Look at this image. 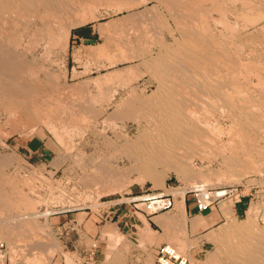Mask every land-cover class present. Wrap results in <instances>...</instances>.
Wrapping results in <instances>:
<instances>
[{"label": "bare ground", "instance_id": "6f19581e", "mask_svg": "<svg viewBox=\"0 0 264 264\" xmlns=\"http://www.w3.org/2000/svg\"><path fill=\"white\" fill-rule=\"evenodd\" d=\"M114 1H116V2L119 1L120 4L113 3V5L115 4V6L112 7L113 10L116 6L118 8V9L116 8V10H120L122 7L128 8L129 6L136 5V4H134L135 0L134 1L133 0H0V110H2L3 112H7L9 115L10 114L13 115L12 113L16 114L15 112H19L21 115V112H22V114L25 115L26 120H28L27 122H29V124H33V121L30 123L29 119H32V120L35 119V121H37L36 119H42V120L45 119L46 121H48V119H50V117L52 115H54L55 113H58V112L60 114H62V116L64 118H66L67 121L66 120L65 121L68 123V124L66 123L67 126L69 124H74V120L79 116L78 113L81 114V117L84 116L85 113L87 112L86 109L85 110L81 109L80 111H78V107H76V105L71 106L68 104L69 106H67L63 102L58 103V102H60V101H56L58 95H57L56 99H53V100H55V102H54L53 100L50 99L51 96H47V92L43 93V90H44L43 86H42L43 90L40 88L37 89V85L34 86L35 83L32 82V79H29L25 75L27 74L28 76H30L29 74L32 75V73H33V75H34V73H35V75H37L38 73H36V70L38 68H37L36 64L34 62H32V60L28 59L22 53L24 52L23 50H24V48H26L27 44L30 47L34 45L35 48H36V45L39 46V44L41 42H42L41 44L48 43V42H52L53 44H55L56 42H58L60 37H62L63 41L66 42L67 40H64V37L69 33L70 29L73 26L77 25L78 23H79L78 25H80L81 22H84L87 19H93L96 7L104 6V5H106V6L108 5L107 7H109L111 5V3ZM141 1L142 0H138V2H141ZM155 1H157V2L159 1L160 3H164L167 6V8L170 10V14L174 18H176L175 20L174 19H172V20H174L178 25H180V27L179 26L178 27L180 28L179 31H181V32L179 35H177V37H173L171 34L173 39H175L177 41V42L174 41L175 44L172 47H168V46H162L161 47L160 46L161 50H159L160 52L158 51L159 54H156L157 56L154 55L156 57L152 56V59L150 58L151 61L148 59V63H147V61H146L147 64L145 63V65L148 67V69L152 72V75L153 74L155 75L154 77L157 79V82L159 83L158 91L154 92L152 97L151 96L150 97L145 96V98H140L142 96H140V97L137 96L138 99H132L134 91L128 92V90H131L128 88L126 92L130 93V96L132 94L131 99L129 98V95L126 97L127 101L124 103H123L124 100L122 101L120 99L122 101L121 102L122 105L120 102H117V104L120 103L118 105H120L121 108H119V106L115 103L118 106V109L116 108V105L113 104L117 110L121 109V111L120 112L118 111V113L120 114L121 117H123V119L124 118L125 119L131 118V120H132V118H133V119H136L135 121L137 122L136 129H135L134 133H132V136L125 137L123 139V142H122L123 144H121V145H124V147L128 151V155L132 161V163H131L132 166H130V167H132V170H131V168L127 169V172L129 170H130V172L134 171L136 173V175L134 176L135 179L132 178L133 180H139V182L144 181V180L150 181L153 184V186L156 188L157 187L158 188L164 187V180L168 177L169 173H171V172H173L175 174L177 173L180 176L181 181H183L186 184L187 189H189L188 191L204 190V188H206V187L207 188L211 187L212 185H209V183L212 182V181H210V176H214L213 177V178H215L214 180H218L217 182L219 183L220 179H223V178H228V179L232 178L233 179L234 177L235 178L238 177V175L243 176L244 174L246 175V174H249L252 172H256L259 168L264 167V0H239V1H241V5H240V2H236V0L234 2L232 0V2H234V4H236V3L239 4L240 8L238 7L239 8V9L237 8L238 10H235L234 9L235 7L234 8L229 7L230 5L233 6L232 3L229 5L230 2H226V5L228 3L229 6L227 5L228 8L226 7L225 13L222 14L223 17H225V20H223L222 18L218 19V17H215L218 19V22H217V20H214L218 24H221V25H219V26H222L221 30H216L215 28L213 29V27H215V25L213 24L214 26L213 25H212L213 27L211 26L212 22L211 23L209 22V21H211V19L209 21H207L204 18H202V16L204 17L205 14H204V11L201 10L202 9L201 3L203 1L208 2L209 0H189V2L185 1V0H155ZM216 1L214 0V3ZM219 2H221V1H219ZM223 2H222V4H223V6H225ZM215 4H211V2H210V4H209L210 6L208 5V10L210 7V9L212 10L211 12L214 15L221 11V10H219L220 4H219V7L217 6L218 3L216 5ZM238 4H236V5H238ZM106 6H105V8H107ZM119 6H121V8ZM223 8L224 7H222V9ZM132 9H133V7H132ZM148 9H150V6L148 7ZM148 9L146 11H149ZM198 9H200V11ZM139 12H140V10H139ZM139 12L136 11V13H138V14H139ZM143 12H144V10H143ZM221 12H223V10ZM131 13H133V12H131ZM136 13H135V15H136ZM133 14L131 15V17L133 16ZM219 14H221V13H219ZM146 15L147 14H144L143 16H146ZM151 15L155 16L156 14H154V12H153V13H151ZM227 15H229L230 17L231 16L233 17V19H234L233 22L230 19L228 21H231V23L230 22L228 23V21L226 19ZM138 17H142V16L140 15ZM140 19H139V21H140ZM146 19H148V18H146ZM152 19L156 20L157 18L156 19L152 18ZM133 20L134 19H132L131 21H133ZM136 20H137V18H136ZM143 20L145 22L144 17H143ZM148 20H147V22H148ZM151 20H150V23H151ZM159 20H158V22H160V24H161V21H159ZM131 21H130V23L132 24ZM139 21H138V23H139ZM142 22H140V23L144 26L146 24V22L145 23L144 22L142 23ZM150 23H148V25ZM152 24H153V22L151 23V27H152ZM133 25H134V23H133ZM138 25H140V24H137V26ZM142 25H140L141 28H143ZM148 25H145V26L150 27V25L149 26ZM155 25L157 26L158 24H155ZM117 26H119V24ZM156 26H153L155 28V30L157 28ZM112 27H114V26H112ZM147 27H144L145 28L144 30H146ZM120 28L122 29V31H124V29H125L123 27H120ZM135 28L136 29H134L132 26V29L137 31L138 30L137 27H135ZM154 28H153V30H154ZM158 28H159V26H158ZM161 28H163V27H161ZM121 29H120V34H121ZM217 29H218V27H217ZM110 30H112V28H110ZM114 30L117 31L116 28H114ZM125 31H127V30L125 29ZM125 31L123 32V34L125 33ZM140 31L142 33V29ZM20 33H26L24 35L27 36L26 37L27 40H25V41L22 40L23 41L22 42L21 39H22L23 35H21ZM120 34H118V35H120ZM150 34H152V33H150ZM118 35H116V36H118ZM121 35H120V37L118 36L120 38L119 43L124 42L123 40L121 41V39H124L121 37ZM152 35H154V34H152ZM111 36H112V34H111ZM122 36H124L126 41H127L126 36L125 35H122ZM106 37H107V35H106ZM135 37L133 36L134 39H137ZM141 37H139V39ZM149 38H147V39L149 40ZM65 39H67V37ZM107 39L108 38H106L105 40H107ZM147 39H146V43H148ZM142 40H140V41H142ZM150 40L152 41V38H150ZM154 40H155V37H154ZM154 40H153V46H152L153 48H154ZM116 41H117V38H116V40H114V44ZM129 42H131V41L128 40V42H125V43H129ZM132 42H134V46L136 45V43H138V45H141L139 42H136V43H135V41H132ZM149 43L151 45V42H149ZM108 44H110V42L106 44L107 47H105V46L101 47V48H103V47L107 48V49H105V51L103 50L105 52L104 53L105 55H106V50L109 53H110V51H109L110 49H112V51H113L112 47L111 48L109 47V50H108ZM116 44H118V42ZM131 44H133V43H131ZM158 44H159V42H158ZM48 45H50V44H48ZM59 45L60 44L58 43V46ZM65 45H67V43ZM122 45L127 46V44H124V43ZM144 45H145V42H144ZM147 45L145 47H147ZM161 45H162V42H161ZM116 46H114V47H116ZM118 46H121V45L118 44ZM131 46H133V45H131ZM40 47H41V45H40ZM45 47H46V45H45ZM42 48H44V46ZM129 48L131 49V47H129ZM141 48L142 47L140 46V49ZM148 48H150V46ZM17 49L18 50L21 49V51L18 52ZM47 49L48 48L46 47V50ZM99 49H100V47H99ZM118 49L120 50V48H118ZM138 49L135 50L136 52L133 50L135 52V54L137 53ZM140 49H139V51H140ZM48 50H50V48ZM98 50H97V53H96V50H95V52H90L88 50L87 52L89 54H91V55L88 54L89 57L92 56V58H94L93 60H95V58H98L97 54H102V52H103V51H101V53H100L99 51L101 49L99 51ZM119 50L117 52V55H119ZM125 50L129 51L128 48ZM122 51H124V50L122 49ZM122 51H121V53H122ZM144 51L145 52L147 51L146 48ZM150 52H151V50H150ZM155 52L157 53V51H155ZM42 53L45 54V51L41 52V54ZM128 53H130V52H128ZM94 54H96L97 57L96 56L94 57ZM141 54H143V53H141ZM146 54L149 55V53H146ZM137 55L140 56V54H136V56H135L136 58H137ZM31 56H33V55H31ZM106 57H107V55H106ZM109 57L110 56H108V58ZM114 57L119 58V56H114ZM132 57H134V56H132ZM132 57L129 56V58H132ZM141 57H142V55H141ZM141 57H139V58H141ZM143 57H145V56H143ZM111 58H112V56H111ZM115 58H113L112 60H116ZM98 59L100 60L102 58H98ZM121 59H123V57ZM106 60H107V58H106ZM108 60H111V59L109 58ZM129 60H128V62H129ZM95 61H97V60H95ZM101 61H104V59ZM113 62H115V61H113ZM130 64L132 65V63H130ZM131 65H130V67L127 66V68L129 67L130 69H132ZM140 65H143L142 62ZM132 66H135V65H132ZM146 66H144V68ZM130 69H127L128 73H129V71H131ZM136 69H137V67H136ZM123 70H126V68ZM41 72H43V71H41ZM112 72H111L110 77H112L114 75ZM135 72L138 75L137 70H135ZM46 73H48V72H46ZM132 74H134V73H132ZM107 75H108V73H107ZM132 76L133 75H131V77ZM35 77H37V76H35ZM102 77H103V75H102ZM104 78H106V77H104ZM121 78H123L122 74H121ZM54 79L52 77H49V78L47 77V79L44 81H45L46 85L47 84L49 85L48 89H50V86H51V88L54 90L52 92L58 93V91L55 90L57 86H55V84H53V82H52V81H54ZM96 79H97V77H96ZM87 80H89V79H87ZM44 81L42 80L41 85L42 84L44 85V83H43ZM93 81L96 82V80H94V78H93ZM93 81H92V83H93ZM126 81L127 80H125V82ZM84 82H86V81H84ZM84 82L82 84H84ZM88 82L85 84L89 85ZM49 83L50 84L52 83L55 86V88L53 85H50ZM78 84H80V83L76 82V85H78ZM82 84L79 85L78 88L81 87V89H83L84 86L82 88ZM93 84H95V83H93ZM97 84H96V86L98 87L100 84L99 81L97 82ZM118 84H119L118 87H120L122 85L121 83H118ZM88 85L86 87H88ZM74 86H75V83H74ZM123 86L125 87V85H122V87ZM75 87L77 88V86H75ZM97 87H95L96 90H97ZM127 87H128V85H127ZM60 88H61V86H60ZM90 88L91 87H88L89 91L91 90ZM110 88H111L110 89L111 93L115 92V87L113 89V87L110 86ZM88 89H86V90H88ZM95 89H93V92H95L94 91ZM61 90H62V88H61ZM80 90H78V91H80ZM86 90L84 89V91H86ZM98 90H99V88H98ZM100 90H101V88H100ZM52 92L50 90V93L53 95L54 93H52ZM60 92H61V94H64V93H62V91H60ZM93 92L92 93L90 92V93H91V95L93 94V96H94L97 93V91L95 92V94ZM79 93H81V91ZM104 94H106V95L108 94L107 96L108 97L110 96L112 98V96H111L112 94L109 95V92L104 93ZM136 94H137V91H136L135 95ZM83 95H85V94H83ZM85 96H88V95H85ZM96 96H95V98H98ZM107 96L103 100V97H105V96L102 97V95H101V98H102L103 102H105V104L107 103L105 101V99L107 101H109ZM89 97H90L89 99H91V96H89ZM93 98L94 97H92V100H93ZM101 98L98 99V101H95L97 99L93 100V101H95V103L97 102L98 105H100L99 106L100 108L103 107V106L101 107V105L103 104L102 101H101L102 103L99 104L100 103L99 101L101 100ZM122 98H124V96ZM65 99L66 98L63 97V99H61V100L65 101ZM68 99H70V98H68ZM50 100L53 102V104H51L52 102L50 103ZM72 100H74V99H72ZM84 104H85V108H88L86 106L85 102H84ZM87 104H89V103H87ZM78 105L80 106L81 103ZM53 106H55V107H53ZM105 106H107V105H105ZM90 107L93 108L94 106L89 105V108ZM97 107L95 108V110H93L94 108L93 109L90 108V109L92 111H94V113H95ZM114 107L111 111H109L108 115L105 114L106 117L107 116L110 117L111 115H116V112H114V111H116V109ZM106 108H108V106ZM91 110L89 111L90 113L92 112ZM103 111H104V109H103ZM96 112H98V111H96ZM100 112H101V110H99L98 113L102 114ZM110 112H111V114H110ZM112 112H114V113H112ZM19 113H18V115H19ZM99 114H97V115L99 116ZM59 115H58V117L60 118ZM56 116H57V114H56ZM100 116H102V115H100ZM116 117L117 116H115V119H116ZM53 118L54 117H52V119ZM112 118H114V116ZM118 118H120V117H118ZM60 119H59L60 122L57 119V121L59 122V125L62 121ZM106 119H104V120H106ZM109 119H111V118H109ZM7 120L9 122V118H7ZM16 120L19 121L18 118H16ZM81 120H84V119H81ZM112 120H108V122L112 121ZM126 120H128V119H126ZM49 121H52V120H49ZM65 121H64V123H65ZM15 122H13V123H15ZM20 122H22V126H23V123L26 124V121H24V120H22ZM37 122L34 123V124H36V126H37ZM40 122H43V121H40ZM48 122L45 125V127L49 126ZM10 123H12V122H10ZM64 123H62V124H64ZM83 123H87V120H86V122H83ZM83 123L80 125L83 126ZM89 123H91V122H89ZM111 123H114V122H111ZM38 124H41V123H38ZM59 125L57 124V126H59ZM84 125H86V124H84ZM53 126H51V127H53ZM69 126L67 129L68 131H70ZM28 127H32L31 130L33 129V131H34L35 125H34V127L31 125ZM28 127H26V125H25V128H28ZM54 128H51V129L55 130ZM74 128H75V125H74ZM90 128L92 129V127H90ZM90 128H88L89 131H90ZM48 129H49V127H48ZM62 129L65 130V128H62ZM31 130L29 132H31ZM76 130H78V129H76ZM114 132H118V131H114ZM57 133H59V131ZM64 133H65V131H63V133L61 132V134L60 133L59 134L62 136V134H64ZM69 133H72V132H69ZM100 133H102V132H100ZM66 135H67L66 136L67 138L72 139L69 137L70 136L69 134L66 133ZM114 135H112V136L115 138H116V136H119L122 138V136H120V135H117V134H116V136H114ZM61 136H60V138H61ZM103 138H109V137L103 136ZM101 139L102 138H100V142H101ZM67 141H69V140H67ZM70 141L72 142V140H70ZM106 142L108 143L109 141H106ZM113 142H114V140H113ZM114 144H115V142H114ZM116 145H119V144H116ZM109 146L111 147L110 144H109ZM124 147L122 146V148H124ZM212 152H214L215 157L220 155L221 157L218 156V157H220V159L218 158L219 160L222 159L220 164L223 162L224 164H226V166L229 169L226 167L225 169L226 170L228 169V170L226 171L224 169V171H223V170L219 169L220 167H218V169H217L218 171L216 170L215 173L213 171L214 175L212 173L210 176H208L207 173L204 174L202 172V170L205 169L206 167L205 168H198L199 166L195 165V163L193 161L195 159H198V158L203 159V157L204 158L207 157L209 160V157H210L209 155ZM9 154H11V153H9ZM11 155H13V153ZM121 155H122V153H121ZM211 156H213V154H211ZM8 157H10V156H8ZM10 158H6V157L1 155L0 156V164L5 165L8 161H10ZM11 160H12V158H11ZM204 160H206V159H204ZM203 161H201V162H203ZM73 162H74V160H73ZM8 164H10V163H8ZM201 164H199V165H201ZM94 166H91V167H94ZM98 166H103V165H97L94 168H97ZM222 166H221V169H222ZM200 167H202V166H200ZM100 169H99V171H100ZM102 169H101V171H103ZM0 170H1V168H0ZM33 170H35V169H33ZM106 170L108 172L107 168H105L104 172ZM91 171H92L91 169H90V171L87 170L88 173L87 172L86 173H87L88 177H89V175H88L89 172H90V175L94 174V172L93 171L91 172ZM122 171H124V169H122ZM122 171H120V172H121V175L124 173L122 175V176H124L123 178H127L126 176L129 174V172L125 173ZM33 172L35 173V171H33ZM100 172H98V173L100 174ZM104 172H101L102 174H100V175L105 174L107 176V174H106L107 172H105V173ZM111 172L116 173L115 170H113ZM3 173L0 171V236H1L0 240L2 243H4V246H5L4 260L5 261L7 260V255H8V258L10 257V259H12L16 255V253L19 252L18 254H21L19 248L23 247V250L27 249L26 252L27 251L34 252V255L31 253L33 256H30V257L28 256L29 258L34 257L36 251L39 252V253H36V256L39 255L38 257H34V258L30 259L31 262L33 261V264H50L52 261V258H53V252L56 250V248H57L56 246L58 244L56 243L57 245H55L54 244L55 242H51L52 241L50 239L51 236H49L50 238L48 237V232H47V226L48 225L43 224L46 221L43 220L42 224L39 222L40 220L38 221V219L40 217H44V219H46V217L50 214V210H49V212H47V210H46L47 209L46 204L49 201H46L47 203H45L46 209L41 211L42 210V209L40 210V204H42L41 201H39V199L37 197H36L37 198V201H36V199H33L31 196L29 197L28 195H26L27 193L23 194V192L18 189L21 186L17 187L18 184H16V182L14 181L16 179L15 176L13 175L14 180H12V177L10 176L11 174L9 175L11 177V179H9ZM95 173H96V175H98L97 172H95ZM109 173H110V171H109ZM112 173H110V174H112ZM7 174H9V172ZM84 174H85V172H84ZM117 174H118V170H117ZM91 177H93V176L91 175ZM100 177H102V176H100ZM35 178H38V177H35ZM116 178H117V176L115 177V179ZM19 179H18V182H19ZM82 179L83 178L81 177V180ZM88 179L89 178H87V180ZM93 179L94 178L89 179V180L93 181ZM118 179H120V175H119ZM128 179H129V177H128ZM44 180L45 179H43L42 181L41 180H38V181H40L39 183H41V182L44 183ZM89 180L87 182L90 184L91 182H89ZM95 180H99V183H100V178L99 179L96 178V179H94L92 184L98 182V181L95 182ZM109 180H107V181H109ZM133 180H131V183L133 182ZM45 181L48 183L47 180H45ZM117 181H119V180H116L115 182L113 180L112 184L115 186L116 185L115 183H120ZM120 181H121V179H120ZM84 182H85V184H87L86 180ZM207 182H208V184H207ZM28 183L30 184V181ZM123 183H125V181H123ZM123 183H121V184L123 185ZM127 183H128V180H127ZM25 184H27V183H25ZM89 184H87V186ZM121 184H120V186H121ZM91 185H89V186H91ZM107 185H109V183H107ZM117 185H119V184H117ZM125 185H126V183H125ZM28 187H29L28 188V191H29L30 186H28ZM47 187H48V185H45L46 189H48ZM49 187L53 188V186H50V185H49ZM115 187H114V189H117L119 186L116 188ZM31 188L33 189V187H31ZM123 188H125V187H123ZM20 189H22V187ZM34 189L36 190L37 188L34 187ZM33 190H32V194H33ZM112 190H113V188H112ZM26 191H27V189H26ZM171 191H173V190H171ZM24 192H25V190H24ZM185 192H186L185 189L182 191L179 190V192H176V193H175V191L172 192V194H174V196L175 195L179 196V200L177 201V203L175 205V210H174L175 212L172 215L171 214L168 215V213H167L164 215L161 214L160 216L157 215L158 217L154 218V220L156 219V223H158L159 226L161 225V228L162 227L165 228L164 232L161 233V234H164L166 232L165 233L166 237L164 236L165 237L164 238L162 236L164 238V240L167 238L168 242H171L174 245V247L177 246V248L182 249L183 252H185L184 250L188 249V247L190 249V244L187 242L185 243V241L182 240V237H184L183 236L184 234L181 233L182 236H180V232L185 227V223L187 220V218L185 217L184 212H183V202H182L183 195L185 194ZM35 193L38 194L36 191H35ZM162 193H164V192H162ZM42 195L38 194L37 196H41V197H39L41 199V198H43ZM47 197L50 199L53 196L47 195ZM58 197L59 196H57L56 199H58ZM48 198H46V199H48ZM51 199H54V197ZM53 201L50 200V204ZM42 202H44V201H42ZM74 204H75V202H74ZM218 207H219V205H218ZM142 222H143V219H142ZM144 223L142 225H144L143 227L145 229V226L147 227V224L145 225ZM190 225L192 226L193 229H196V228L205 227L206 223L199 216V217H196L194 219H191ZM148 228H150V227H148ZM168 229H169V231H168ZM161 230H163V229H161ZM146 231H147V228H146ZM148 231H150L151 233ZM148 231L146 232V235L144 234L143 236H148L150 238L152 236L151 234H153L154 232L151 231L150 229H148ZM107 232H108V235L109 234L111 235V232H113V230L111 229V231H107ZM105 234H107V233H105ZM115 235L116 234L112 235V237L114 236V238H112V239H115ZM154 235L160 236L159 234L156 235L155 233H154ZM118 237L119 236L116 237L117 241L120 240ZM148 237H145V238H148ZM42 238H45L44 242L42 241L43 240ZM151 238L153 240H155L154 236H152ZM160 238H161V236H160ZM210 238H211V236L209 237V239ZM217 238H219V235ZM217 238L214 239V237H213V240H210V241H212L213 243L215 241L216 245L217 244L223 245L225 247V249H227L226 252L225 251L220 252L221 251L220 249H222L221 247L217 248L215 250H218V249L219 250L215 251V252L213 251L214 255L211 254L206 262L204 260V261H201L202 263L200 262L199 264H255L256 262H258L256 256L264 253V250H263V252H262V250L261 251L259 250V246H260V243L262 241L261 236L259 237L256 233H250V230L244 229L243 231H237L235 233L228 232L225 236H220V238H219L220 240H217ZM112 239L111 240L109 239V240L112 242V241H114ZM152 239H151V241H152ZM186 239L187 238H185V240ZM46 240H47V242H46ZM143 240H144V238H143ZM156 240H157V238H156ZM159 240H161V239H159ZM159 240L157 242H159ZM152 242H154V241H152ZM148 243H149V241H148ZM263 243H264V241H263ZM263 243H261V244H263ZM120 244H122V243H120ZM119 245L116 246V248L119 247ZM185 246L186 247L188 246V247L186 249H183V248H185ZM219 246L217 245V247H219ZM261 247H262V245H261ZM123 248H125V247H122V249ZM125 249L128 250L129 246H128V248L126 247ZM225 249L223 248V250H225ZM33 250H35V251H33ZM114 250L116 251V253H118L116 249H114ZM51 251H52V253H51ZM186 251H188V250H186ZM21 252L23 255L22 250H21ZM188 252H187V254H188ZM259 252L261 254H258ZM127 253H129V252H127ZM28 254H29V252H28ZM113 254L116 257H118V256L121 257L123 255L122 252H121V256L118 254H115V253H113ZM22 255H20V256H22ZM114 255H112V257ZM188 255H190V254H188ZM261 256H263V255H261ZM112 257L107 262V264H122L120 261L117 260L118 258H116V257L112 258ZM16 258H18V257H16ZM21 258H23V256ZM29 258L24 259V260L21 259L19 261L23 260V262L28 263ZM187 258H188L187 259L188 264H190V263L195 264L194 260H193L194 263L191 262L192 260H190V262H189V257H187ZM16 260H18V259H16ZM30 261H29V263H30ZM8 262H9V260H8ZM203 262H205V263H203ZM16 263L18 264L19 262H16ZM144 263H146V262H144ZM196 263L198 264V262H196ZM4 264H5V262H4ZM123 264H125V262Z\"/></svg>", "mask_w": 264, "mask_h": 264}, {"label": "rangeland", "instance_id": "374dc122", "mask_svg": "<svg viewBox=\"0 0 264 264\" xmlns=\"http://www.w3.org/2000/svg\"><path fill=\"white\" fill-rule=\"evenodd\" d=\"M135 1H134V4H136V5L129 6L128 7L129 9L126 7L121 8V6H119L121 9L116 10V8H117V6H116L113 10L112 7L115 6V4L113 5V3L120 4L119 1H117L118 3L116 1L112 2L111 5L109 4L110 5L109 7H107L108 5L107 6L106 5L98 6L95 8L93 19H87L84 22H81L80 25H78L79 24L78 23L77 24L78 26L75 25L70 29L69 33L67 34L68 36L66 35L64 37V40H67L66 42L63 41L62 37H60L58 42L55 43L56 45L53 44L52 42L43 43V44H41L42 43L41 42L39 44V46L36 45V48H35L34 45L30 47L27 44L28 46L26 45V48H24V50H23L24 52L22 51L23 52L22 54H24L28 59L32 60V62H34L38 68V69L36 68L37 69L36 73H38V74L35 75V73H34V75L37 77H35L33 75V73H32V75L29 74L30 76H28L27 74L25 75L29 79H32V82L35 83L34 86L37 85V89L40 88L43 90V88H42V86H43L44 87L43 93L47 92V96H51V98H50L51 100L56 99V97L58 95V97H57L58 100L56 99V101H60L58 103L63 102L67 106L76 105V107H78V111H80L81 109H83V110L86 109L87 112L85 113L84 116H82L83 118L81 117V114L78 113L79 114V116L77 117L78 119L76 118L74 120V124H69L71 127L68 125L70 128L69 129L70 131L67 130L68 129V126H67L68 123L66 122L67 121L66 118H64L62 116V114H60L59 112L55 113L54 115H52L50 117V119H48V121L49 120H52V121L48 122L45 119L44 120L36 119L38 121L37 122V121H35V119H33V120L29 119L30 123L33 121V124H29V122H27L28 120H26L25 115H23L22 112H21V115L19 112H15L16 114L12 113L13 115H11V114L9 115L7 112H3L2 110H0V114H1L0 115V156L2 155L6 158H10V157L12 158V160L10 158V161H8L5 165L0 164V168H1L0 171L2 173L5 171L3 174L9 179H11V177H12V180H14L13 179L14 178L13 175H14L16 178L14 181L16 182V184H18L17 187H20V186L22 187V189H20L21 187L18 189L20 191H22L23 194L27 193L26 195H28L29 197L31 196L33 199H36V201L38 198L39 201H41V203H42V204H40V210L42 209L41 211H43L46 208H47L46 209L47 212H49V210H50V214L46 217V219H44V217H40L38 219V221L40 220L39 222L41 224H42L43 220L46 221L43 224L48 225L47 226L48 237L51 236V238L49 237L52 240L51 242H55L54 243L55 245L58 244L56 246L57 247L56 250L53 252V258H52V261L50 264H105V263L107 264V262L111 259L112 255H114L113 253L121 256V252L123 254L121 257H119V256L116 257L115 255L113 257L118 258L117 260L120 261L122 264L124 262H125V264H153L154 248L157 247V245L159 243L164 242L165 244L174 247V245L171 242H168L167 238L164 240V238L166 237L165 236L166 232L164 234H161V233L164 232L165 228H163V227L161 228V225L159 226L158 223H156V219L154 220V218L158 217L157 215L160 216L161 214L164 215V214L168 213V215H170V214L172 215L175 212L174 211L175 205H176L177 201L179 200V196H177V195L174 196V205H173V209L171 211H167V212H163V213L159 212L160 214H157V215L154 214L156 216L148 215L147 217H144V215H143V213H141V211H136V213L134 215L136 216L137 220L135 219L132 222V224L134 226L133 228L122 226V223L117 222L116 217L113 214V211H115V210L118 211L117 213H120V212L123 213V212H126V210L129 208L128 205H120V206L113 205L114 200L118 199L119 195H123V197L138 196L140 194H144L143 192L147 189H149V190L161 189L160 192H164V193H172L173 191H175V193H176V192H179V190L182 191L184 189L186 190V192H188V190H189V189H187L186 184L183 181H181L180 176L177 173L176 174L173 172L169 173L168 177L164 180V187L163 188H158V187L156 188L153 186V184L150 181L144 180V181L139 182V180H133L132 178H134V176L136 175V173L134 171L130 172V170H129L128 171L129 176L127 175L126 176L127 178H123L124 176H122V175L124 173L121 175V172H120V171H122V169H124V171H122V172H125V173L127 172V169L131 168V170H132V167H130V166H132V164H131L132 161L128 155V151L126 150L124 145H121V144H123L122 142H123V139L125 137L132 136V133H134V131L136 129L137 122L135 121L136 119H133V118H132V120H131V118L130 119L126 118L128 120H126L125 118L123 119V117H121L120 114L118 113V111L119 112L121 111V109L117 110L118 106H119V108H121L120 105H118V104H120L123 100H124L123 103L126 102L127 101L126 97L128 95H129V98L131 99L132 94L130 96V93H128V92L134 91L133 92L134 97L132 96V99H138L137 96H139V97L142 96L140 98H145V96L146 97H148V96L152 97L154 92L158 91L159 83L157 82V79L154 77L155 75L154 74L152 75V72L148 69V67L145 65V63H146V61L148 63V59L151 61L152 56L159 54V52H160L159 50H161L160 46L161 47L162 46L172 47L175 44V42H177L175 39H173V37H177V35H179L181 32V31H179L180 25H178L174 21L176 18H174L170 14V10L167 8V6L164 3H160L159 1H158L159 2L158 3L155 0H142L141 2H138V0L136 2ZM185 1L189 2V0H185ZM219 1H221V2H219ZM233 1L235 2V0H233ZM210 2H211V4H215L217 2L218 7L220 4L221 8L219 7V10H221V11L223 10V12L220 11L219 13H221V14L216 13L214 15L211 12L212 10L210 9V7L208 10V5L210 4ZM216 2L214 3V0H209L208 2L203 1L201 3V5H202L201 10L204 11V14H205L204 17L202 16V18H204L207 21H209L211 19V21H209L210 23L212 22L211 26L213 24L215 25V27H213L214 25L212 26L213 29L215 28L216 30H221L222 26H219L221 24H218L217 22H218V19H221V18L223 20H225V17H223L222 14L225 13L226 7L228 8V6L232 3L233 6L230 5L229 7H232V8L235 7L234 9L238 10L240 8V6L238 3H236L238 5L234 4V2H232V0L231 1L230 0L229 1L228 0H217ZM222 2L224 3L225 6H223ZM226 2H230L229 5L227 3L228 6L226 5ZM236 2H240V5H241V1L236 0ZM105 6L107 8H105ZM149 6H150V9H148ZM132 7H133V9H132ZM222 7H224V8L222 9ZM147 9L151 13L154 12V14H156V15L152 16L149 11H146ZM139 10H140V12H139ZM143 10H144V12H143ZM198 10L200 11V9H198ZM136 11H138L139 14L136 13ZM131 12H133L134 14ZM135 13H136V15L137 14L138 15L136 16ZM132 14L134 17L133 16L131 17ZM144 14H147L148 16L147 15L143 16ZM140 15L142 17H138ZM228 16L229 15L226 16L227 21L231 19L233 22V20H234L233 17L229 16L230 17L229 18ZM143 17H144L145 22H146L145 25H148V23H150V20L152 18H155V19L157 18V19L156 20L152 19L151 20V23L153 22L152 27H151V23L149 24L150 27H147L145 25L143 26L140 23L142 21L144 22ZM145 17L148 18L149 20L146 19ZM213 17L214 18L218 17V19L217 18L214 19ZM136 18H137V20H136ZM132 19H134L135 21L134 20H133L134 22L131 21ZM139 19H140V21H139ZM172 19H174V20H172ZM147 20H148V22H147ZM158 20L161 21V24H160V22H158ZM214 20H217V22ZM130 21L132 22V24L130 23ZM138 21H139V23H138ZM229 22L231 23V21H228V23ZM133 23H134V25H133ZM118 24H119V26H117ZM137 24L142 25L143 28H141L140 25H138L142 29V33L140 31L141 29L137 26ZM155 24H158V25L156 26ZM86 26L92 27L91 28L92 34L90 35L89 39L88 40H82L80 38H77L76 31L79 29H84ZM112 26H114V27H112ZM132 26L134 29H136L135 27H137L138 30L136 31V30L132 29ZM153 26L157 27L156 30ZM158 26H159V28H158ZM160 26L163 28H161ZM120 27L125 28L127 31H125V29H124L125 33L123 34L124 31H122V29ZM144 27H147V29L144 30L145 29ZM217 27H218V29H217ZM110 28H112V30H110ZM114 28H116L117 31H115ZM153 28L155 31L153 30ZM120 29H121V34L126 36L127 41H126L125 37L120 34ZM150 33L154 34L155 36L150 34ZM20 34L23 35V37L21 36L22 37L21 41L27 40V38H26L27 36L24 35L26 33H20ZM111 34L113 37L111 36ZM118 34H120L121 37L125 39V40L121 39V41L123 40L124 42L119 43L120 35H118ZM171 34L173 37L171 36ZM106 35H107V37H106ZM116 35H118L119 37ZM132 35L134 37L136 36L135 38H137V39H134ZM153 36L155 37V40H154ZM66 37H67V39H65ZM139 37H141V38L139 39ZM149 37L152 38V41L150 40ZM106 38H108V39L105 40ZM116 38H117V41L115 42V44L118 42V44L121 46H118V44H116L118 46L117 47L114 44V40H116ZM145 38L146 39L149 38L150 41L147 39L148 43H146ZM128 40L131 42L125 43V42H128ZM140 40H142V41H140ZM153 40H154V48L152 47L153 46ZM132 41H135V43L139 42L141 45H138V43H136L137 46L136 45L134 46V42H132ZM109 42H110V44H108V50H109V47L110 48L112 47L113 51L114 50L115 51L113 52L112 49H110L109 50L110 53L112 52L110 54L106 50V55H107V57H106V55L104 54L105 53L104 51H105V49H107L105 47H107L106 44ZM144 42H145V45H144ZM149 42H151V45ZM158 42H159V44H158ZM161 42H162V45H161ZM58 43L60 44L59 46H58ZM64 43L65 44L67 43V45H65ZM123 43L127 44V46L122 45ZM131 43H133V44H131ZM44 44L46 45V47L48 49L50 48V50H48V49L46 50V47ZM48 44H50V45H48ZM130 44L133 45L135 48L133 46H131ZM40 45H41V47H40ZM146 45H147V47H145ZM43 46L45 49L42 48ZM102 46H105V47L101 48ZM114 46H116V47H114ZM122 46L125 49L128 48L129 51H126ZM140 46L143 49L142 48L140 49ZM149 46H150V48H148ZM99 47L101 50L99 49ZM129 47H131L132 50ZM118 48H120V50ZM138 48L140 49V51ZM145 48L148 52L144 51ZM122 49L124 51H122ZM136 49H138L136 54H140V56L137 55L138 59L135 57L136 56V54H135ZM149 49L151 50V52ZM88 50L90 52H95V50H96V53H97V50L100 53H101V51L104 50L102 52V54H97L98 58H102V59L99 60L98 58H95V60H97V61L93 60L94 58H92V56L89 57V55H91V54H89L87 52ZM118 50H119V55H117ZM19 51H21V49H19L18 52ZM43 51H45V54L44 53L41 54V52H43ZM121 51H122V53H121ZM155 51H157V53ZM128 52H130V53H128ZM141 53H143V54H141ZM146 53H149V55ZM31 55H33V56H31ZM128 55L131 57L132 56H134V57L129 58ZM141 55H142V57H141ZM95 56H96V54H94V57ZM108 56H110L109 58L111 60H108L109 59ZM111 56H112V58H111ZM114 56H119V58L118 57L115 58ZM121 56L123 57V59H121L122 58ZM143 56H145V57H143ZM156 56H154V57H156ZM139 57H141V58H139ZM106 58L108 61L106 60ZM113 58H115L116 60H112ZM103 59H104V61H101ZM127 59L128 60L130 59L129 62ZM117 60L118 61L120 60V61L118 62ZM113 61H115V62H113ZM137 61L138 62L140 61V62L138 63ZM110 62L111 63L113 62V63L111 64ZM141 62L143 65H140ZM130 63H132V65H135V66H132ZM130 65H131L132 69L129 68ZM127 66H129V67L127 68ZM144 66H146V67L144 68ZM136 67H137V69H136ZM122 68L123 69L126 68V70H123ZM127 69H130L131 71H129V73H128ZM134 69L137 70L138 75L136 74ZM40 70L43 72H41ZM46 72H48V73H46ZM111 72L114 74V75L112 74L113 75L112 77H110ZM131 72L134 74H132ZM107 73H108V75H107ZM121 74H122L123 78H121ZM102 75H103V77H102ZM131 75H133V76L131 77ZM47 77L48 78L52 77L53 79L55 78L54 81H52V82H53V84H55V86H57L55 90H57L58 93L52 92L54 90L51 88V86H50V89H48L49 85L48 84L46 85L45 81H44L47 79ZM96 77H97V79H96ZM104 77H106V78L108 77V78L106 79ZM93 78H94V80H96V82L93 81ZM87 79H89V80H87ZM42 80L44 81L43 82L44 85L43 84L41 85ZM97 80L100 83L98 87L96 86V84L98 82ZM125 80H127V81L125 82ZM84 81H86V82H84ZM92 81L95 84H93ZM76 82H79L80 84L76 85ZM83 82H84V84L88 82L89 85L88 84L84 85V84H82ZM74 83H75V86H77V88L74 86ZM118 83L125 85V87L124 86L122 87L121 84H120L121 86L118 87L119 86ZM53 84L51 83L50 85H53ZM81 84H82V88L84 86L83 89H81V87L78 88V86ZM87 85H88V87H91L90 91H89L88 87H86ZM127 85H128V87H127ZM55 86H54V88H55ZM60 86H61L62 90H61ZM110 86L113 87V89L115 87V92H113L114 90L112 91L113 93L110 92L111 91ZM95 87H97V90L95 89ZM98 88H99V90H98ZM100 88H101V90H100ZM128 88L131 90H128V92H126ZM84 89L85 90L88 89V90L84 91ZM93 89H95L94 90L95 92L97 91L96 94H95V92H93ZM50 90L52 93H54L53 95L50 93ZM78 90H80L81 93H79L80 91H78ZM60 91H62V93H64V94H61ZM136 91H137V94L135 95ZM90 92L91 93L93 92L95 95L94 96H93V94L91 95ZM101 92L103 94L109 92V95L112 94L111 95L112 98L110 96L108 97L107 96L108 94L103 95ZM83 94L88 95V96H85ZM101 95H102V97L105 96V97H103V100H104V98H106V96L108 97L109 101H107L105 99V101L107 102L106 104H105V102H103ZM62 96L64 98H66L65 101L61 100V99H63ZM89 96H91V99H89L90 98ZM95 96L98 98H95ZM123 96L125 99L122 98ZM92 97H94L93 100L97 99L95 101H98V99L101 98V100L99 101L100 102L99 104H101L103 102V104L101 105V107L102 106L103 107L100 108L99 107L100 105H98L97 102L95 103V101L92 100ZM68 98H70V99H68ZM72 99H74V100H72ZM51 100H50V103L52 102ZM53 101L55 102V100H53ZM84 102L86 103V106L88 108H89V105H91V106L93 105L94 109L90 107L93 110H95V108L98 106L99 108L97 107L98 110L96 109V111L99 112V110H101L100 113H102V114H99L96 111L94 113V111H92L90 108L89 109L85 108ZM117 102H120V103L117 104ZM80 103H81V105L79 106L78 104H80ZM87 103H89V104H87ZM51 104H53V102ZM113 104L116 105L117 109L114 107ZM105 105H107L108 108H106L107 106H105ZM121 105H122V103H121ZM53 107H55V106H53ZM113 107L116 109V111H114V112H116V115H111L112 117L114 116V118H112L111 116L106 117L105 114L108 115L109 111H111L113 109ZM103 109L105 112L103 111ZM90 110L93 113L92 112L90 113L89 112ZM114 112H112V113H114ZM18 113H19V115H18ZM56 114H57V116H56ZM97 114H99V116ZM110 114H111V112H110ZM58 115L60 116L61 119L58 117ZM100 115H102V116H100ZM115 116H117L116 119H115ZM15 117L18 118L19 121H17ZM52 117H54V118L52 119ZM118 117H120V118H118ZM7 118H9V122H8ZM109 118H111V119H109ZM10 119L11 120L15 119V120L11 121ZM21 119L26 121V124L23 123V126H22V122H20V121H22ZM57 119H58V121L60 119L63 122L61 121V123L59 125L60 121L58 122ZM81 119H84V120H81ZM85 119L87 120V123H83V122H86ZM104 119H106V120H104ZM108 120H112V121L108 122ZM40 121H43V122H40ZM64 121H65V123H64ZM88 121L91 123H89ZM10 122H12V123H10ZM13 122H15V123H13ZM36 122H37L38 127L36 126V124H34ZM47 122H48L49 126L45 127ZM111 122H114V123H111ZM38 123H41V124H38ZM62 123H64L65 125ZM82 123H83V126L80 125ZM57 124L59 126H57ZM84 124H86V125H84ZM25 125H26V127H28L30 125L34 127V125H35L34 131H33V129L31 130L32 127L25 128ZM74 125H75V128H74ZM51 126H53V127H51ZM48 127H49V129H48ZM90 127H92V129ZM51 128H54L55 130H52ZM62 128H65V130ZM88 128H90V131ZM76 129H78V130H76ZM30 130H31V132H29ZM62 130L65 131V133L62 134V136H61L60 135L61 132L63 133ZM58 131L60 134L57 133ZM114 131H118V132H114ZM69 132H72L73 134L69 133ZM100 132H102V133H100ZM66 133L69 134L70 136L69 135L68 136L72 139L67 138ZM116 134L122 136V138L119 136H116ZM112 135L116 136L117 139L115 137H113ZM60 136H61V138H60ZM103 136L104 137L106 136L109 138H103ZM100 138H102L101 142H100ZM67 140H69V141H67ZM70 140H72V142ZM113 140H114L115 144H114ZM106 141H109V142L107 143ZM109 144L111 145V147L109 146ZM116 144H119V145H116ZM122 146L124 148H122ZM120 152L122 153V155ZM9 153H11V154L13 153V155H11ZM211 154H213V156H211ZM211 154L209 155L210 157L208 156L209 160L211 162L208 160L207 157L206 158L203 157V159L198 158L199 160L195 159L193 161L195 163V165L199 166V167L197 166L198 168H205L206 167L205 169H203V170L201 169V170L204 174L207 173L208 176H210L213 173V171L215 173V171L218 169V167H220L219 169L223 170V171L227 167L226 164H224L223 162L221 163L222 165L224 164L223 166L220 164V162L222 161V159L219 160L221 157L220 155H218L220 157H218V156L215 157L214 152H212ZM7 155L10 157H8ZM204 159H206V160H204ZM73 160H74V162H73ZM201 161H203V162H201ZM8 163H10V164H8ZM199 164H201V165H199ZM97 165H103V166H98L97 168H94ZM91 166H94V167H91ZM200 166H202V167H200ZM221 166H222V169H221ZM99 167L101 169L103 168L102 169L103 171H101V169ZM105 168L108 169V172H107V170L105 172H107L106 174L109 178L105 174L100 175V174H102L101 172H104ZM33 169H35V170H33ZM90 169L94 172V174H91L93 177H91L90 172L88 174L89 177L87 176V173H88L87 170L90 171ZM99 169L101 172L99 171ZM113 170H115L116 173H114V172L112 173L111 171H113ZM117 170H118V174H117ZM33 171H35V173ZM83 171L85 172V174ZM109 171L112 174H110ZM6 172L7 173L9 172V174H7ZM95 172H97L98 175H96ZM98 172H100V174ZM214 173H213V175H214ZM99 175L102 177H100ZM119 175H120L121 181H120V179H118ZM116 176H117V178L115 179ZM263 176H264V167L259 168L256 172H252V173H249L246 175L244 174L243 176L238 175V177H236V178L234 177L233 179L232 178L231 179L230 178L229 179L228 178L220 179L219 183L217 182L218 180H214L215 179V178H213L214 176H210V181H212V182L209 183V185H212V186L208 187V188H216V187H221V186H226V185H239L240 186V193L242 195V198H241V202H240V204H238V206L243 207L245 204L244 213H242V215L240 217H237V218L234 217L233 212H232V202L223 201L219 204V207H218L219 213L221 214L220 221H218L216 223V225H214L212 228L208 229V231L199 235L196 239L189 240V238H187V236H186V223H185V227L180 232V236H182L181 233L184 234L183 235L184 237H182V240L185 241V243L187 242L190 244V248H191L190 250H189L188 246H187L188 249H186L187 248L186 246H185V248H183V249L188 250L189 252L186 250H184L185 252H183L182 249L177 248L176 245H175L176 247H174V248L179 253L184 255L186 258L189 257V262H190V260H192L191 262L194 263V261H195V264H197L196 262H198V264H199L201 261H204V260L206 262L211 254L214 255L213 251L215 252V251L219 250V249L215 250L217 248L221 247L222 249H220L221 250L220 252H222V251L226 252L227 249H225V247L223 245L217 244L218 246L220 245L219 247H217V245L215 244V241H214V243L212 241H210V240H213V237H214V239L217 238L218 235L220 238V236H225L228 232L235 233L237 231H243L245 229V230H250V233H256L259 237L261 236V240H262L261 243H263V241H264V177ZM35 177H38V178H35ZM81 177L83 178L82 179L83 181L81 180ZM128 177H129V179H128ZM17 178L18 179L20 178L19 182H18ZM87 178H89V179H92V178L99 179L100 178V183H99V180H95V182L96 181H98V182L92 184L94 179H93V181L92 180L90 181L88 179L89 182H91L89 184L87 182L88 181ZM43 179L47 180L48 183L45 180H44V183H42V182L39 183L40 181H38V180L42 181ZM126 179L128 180V183L130 182L129 184L127 183ZM85 180H86L87 184H89V185L92 184V185L87 186V184H85V182H84ZM107 180H109V181H107ZM113 180H114V182L116 180H119L117 182H120V183H115L116 187L119 186L117 189H114L115 186L112 184ZM122 180L125 181L126 185H125V183H123ZM131 180H133L132 183H131ZM29 181H30V184L32 186L28 183ZM25 183H27V184H25ZM107 183H109V185H107ZM121 183H123V185ZM117 184H119V185H117ZM120 184H121V186H120ZM207 184H208V182H207ZM45 185H48V187H47L48 189L45 188ZM49 185L53 186V188L49 187ZM28 186H30L29 191H28V188H29ZM31 187H33V189H34V187L37 189L33 190ZM123 187H125V188H123ZM168 187H171V188H168ZM112 188H113V190H112ZM26 189H27V191H26ZM31 189L33 190V194H32ZM24 190H25V192H24ZM171 190H173V191H171ZM35 191L40 195L43 194L42 195L43 198L40 199L39 197H41V196H37L38 194H36ZM47 195L53 196L54 199H51L53 197H51L49 199L47 197ZM172 195H174V194H172ZM184 195H183V197H184ZM57 196H59L58 199H56ZM46 198H48V199H46ZM142 198H143V196H142ZM137 199H140V197H138ZM50 200L51 201L54 200V201L51 202V204H50ZM42 201H44V202H42ZM46 201H49V202L47 203ZM74 202H75V204H74ZM45 203H47L46 208H45ZM130 205L132 206V204H130ZM135 206L137 208H139L140 210L145 211V213L147 212V210L144 209V206H140V205H135ZM152 216H154L152 218L153 221L160 228L159 232H155L156 228L152 227V225H150V227L152 229L148 228L149 226L147 224L146 218L152 217ZM142 219H143V222H142ZM192 219H194V218H192ZM190 220L191 219H187L186 222L190 223ZM140 222H141V225L145 222L144 224L145 225L147 224V227L145 226V229L143 227L144 225H142V227H140ZM190 227L192 228L191 225H190ZM205 227H206V225H205ZM205 227H202V228H205ZM146 228H147V231H148V229H150L151 231L154 230L153 232L156 235L159 234L161 236V238H160V236H155L154 233L151 235L155 237L154 238L155 240L157 238L156 241L151 238L152 236L150 238L148 236H143L144 234L146 235V232H147ZM111 229L113 230V232H111V235L110 234L108 235L107 231H111ZM161 229H163V230H161ZM168 231H169V229H168ZM148 232H150V231H148ZM105 233H107V234H105ZM113 233L116 234L115 239H112V238H114V236L112 237V235H114ZM117 236H119L118 237L120 239L119 241L116 240ZM162 236L163 237L165 236V237L163 238ZM210 236L212 239L211 238L209 239ZM145 237H148V238H145ZM143 238H144V240H143ZM185 238H187L186 239L187 241L185 240ZM219 238H217V240H220ZM42 239H43L42 241L44 242L45 238H42ZM109 239L110 240L112 239L114 241L111 242ZM151 239L154 242H152ZM159 239H161V240H159ZM147 240L149 241V243ZM158 240H159V242H157ZM201 240H204L206 243L204 245V247H202V248H200V246L198 247V245H199L198 242ZM46 242H47V240H46ZM120 243H122L123 245ZM261 243L259 246V250L260 251L262 250V252H263L264 243L263 244H261ZM118 245H119V247L116 248V246H118ZM261 245H262V247H261ZM128 246H129V249L128 250L125 249L126 247L128 248ZM122 247H125V248L122 249ZM223 248L225 250H223ZM114 249H116L118 253H116V251ZM19 250H20L21 254H18L19 252L16 253V255L12 259H10V257L8 258V255H7V260L5 261V264H17L16 262H19L18 264H24V263L25 264H31V263L33 264V261L31 262L30 259L39 256V255L36 256V253H39L36 251L35 256L29 258L30 256L34 255V252H30V251L26 252L27 249L23 250V247L19 248ZM21 250L23 251V255H22ZM33 251H35V250H33ZM28 252L30 255L28 254ZM127 252H129V253H127ZM187 252L190 255H188ZM51 253H52V251H51ZM258 254H261V253L259 252ZM20 255H22L23 258H21L22 256H20ZM261 255H263V256H261ZM261 255L256 256L258 262H256L255 264H264V253H262ZM16 257H18V258H16ZM15 258L18 260H16ZM27 258H29L28 263L23 262V260L27 259ZM21 259H23V260L19 261ZM8 260H9V262H8ZM29 261H30V263H29ZM144 262H146V263H144ZM205 262H203V263H205Z\"/></svg>", "mask_w": 264, "mask_h": 264}, {"label": "built area", "instance_id": "2783aa9c", "mask_svg": "<svg viewBox=\"0 0 264 264\" xmlns=\"http://www.w3.org/2000/svg\"><path fill=\"white\" fill-rule=\"evenodd\" d=\"M171 188V187H168ZM145 190L138 196L123 197L114 200L113 205H128L129 208L126 213L134 215L136 211L140 210L135 205L144 206L147 210V215H152L159 212H167L173 209L174 195L172 193H162L151 190ZM192 196L193 204L198 213L207 211L212 208H217L223 202H232V204L239 202L242 198L239 185H226L216 188H204V190L188 191L185 193ZM142 196H144L142 198ZM141 197L140 199H137ZM146 197V198H145ZM130 199V200H129ZM132 204V206L130 205ZM151 209V210H150ZM5 246L0 240V264H4ZM153 264H188L187 258L179 253L174 247L167 244H160L154 248Z\"/></svg>", "mask_w": 264, "mask_h": 264}, {"label": "crops", "instance_id": "0c3cea01", "mask_svg": "<svg viewBox=\"0 0 264 264\" xmlns=\"http://www.w3.org/2000/svg\"><path fill=\"white\" fill-rule=\"evenodd\" d=\"M91 28L92 27H90V26H86L84 29L77 30L76 31L77 38H80L82 40H88L90 35L92 34ZM153 191L159 192V191H161V189H153ZM182 202H183V212H184V215L187 219H192V218H196V217L200 216L204 220V222L206 223L205 228H196L193 230L190 227V223L186 222V236H187V238H189V240L196 239L199 235L203 234L204 232L208 231V229H210L214 225H216V223L218 221H220V219H221V214L219 213L218 207L209 209V210L201 212V213H198L194 207L192 196L189 194L184 195ZM240 202H241V200L239 202L232 204V212H233L234 217H236V218L240 217L242 215V213H244V210H245V204L243 207L238 206V204H240ZM117 212H118L117 210L113 211V214L116 217L117 222L122 223V226H125V227H129V228L134 227L132 222L136 219L135 215H132V214L126 213V212H123V213H121V212L117 213ZM155 214L157 215L160 213H155ZM143 215H144V217L148 216L146 213H143ZM152 215H154V214H152ZM156 215H154V216H156ZM154 216L146 218V221H147V224L149 227H150V225H152V227L156 228L155 232H159L160 228L157 226V224L152 219ZM140 227H142L141 222H140ZM198 243H199L198 247L200 246V248L204 247V245L206 244L204 240H201ZM160 244H165V243L161 242L158 245H160Z\"/></svg>", "mask_w": 264, "mask_h": 264}]
</instances>
